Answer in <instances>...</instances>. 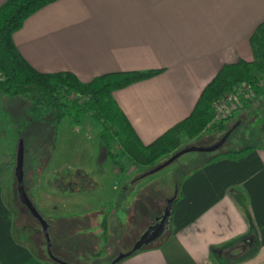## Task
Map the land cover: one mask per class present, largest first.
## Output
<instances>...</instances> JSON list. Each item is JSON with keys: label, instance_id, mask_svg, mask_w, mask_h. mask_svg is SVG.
<instances>
[{"label": "crops", "instance_id": "0c3cea01", "mask_svg": "<svg viewBox=\"0 0 264 264\" xmlns=\"http://www.w3.org/2000/svg\"><path fill=\"white\" fill-rule=\"evenodd\" d=\"M263 22L264 0H58L30 16L12 40L36 71L71 73L82 83L111 73L160 71L112 94L141 143L148 145L192 112L220 69L253 61L249 37ZM250 105L225 122L240 116L223 133L229 134L224 144ZM245 148H254L264 163V143L249 139ZM217 150L200 153L201 167L218 154L237 151ZM263 235L264 191L253 203L243 186H233L176 234L170 227L136 262L264 264Z\"/></svg>", "mask_w": 264, "mask_h": 264}, {"label": "rangeland", "instance_id": "374dc122", "mask_svg": "<svg viewBox=\"0 0 264 264\" xmlns=\"http://www.w3.org/2000/svg\"><path fill=\"white\" fill-rule=\"evenodd\" d=\"M249 103L250 110L240 128L216 153L245 148L249 139L264 143V94L259 98L251 94ZM54 117L52 111L44 108L31 114L24 99L0 93V188L10 213L12 236L42 264H56L48 256L41 225L18 197L15 166L21 144L23 188L49 225L51 256L67 264H111L128 253L163 214L177 185L201 167L203 154H184L154 172L171 157L161 159L153 167L134 168L125 158L120 159L114 148L113 159L118 162L115 165L100 146L98 134L102 128L91 115L71 111L58 125ZM239 117L226 126L236 124ZM219 122L222 120L214 121ZM203 133L183 144L179 151L209 148L224 136L217 131ZM149 246L116 264H138L137 257Z\"/></svg>", "mask_w": 264, "mask_h": 264}, {"label": "trees", "instance_id": "16d2710c", "mask_svg": "<svg viewBox=\"0 0 264 264\" xmlns=\"http://www.w3.org/2000/svg\"><path fill=\"white\" fill-rule=\"evenodd\" d=\"M56 1L6 0L0 6V93L24 99L31 114L43 108L52 111L55 125L70 116L71 111L91 115L102 128L98 140L107 157L113 159V149L117 148L119 158H125L134 168L153 167L161 159L178 153L186 142L200 138L204 131L225 133V122L232 116L214 123V108L240 84H250L255 98L264 94L263 22L249 37L253 61H239L220 69L202 90L192 112L152 143L144 145L112 99V94L149 80L160 71L111 73L82 83L71 73L43 74L36 71L13 44V34L24 22ZM260 79H263L262 86L259 85ZM117 163L113 159V164ZM238 185L249 192L253 203L255 195L264 191V163L254 148L218 154L180 183L172 206V233L176 234L194 222L220 201L227 189ZM1 193L0 188V264H42L14 240L10 213ZM261 245H264V235Z\"/></svg>", "mask_w": 264, "mask_h": 264}, {"label": "water", "instance_id": "95a60500", "mask_svg": "<svg viewBox=\"0 0 264 264\" xmlns=\"http://www.w3.org/2000/svg\"><path fill=\"white\" fill-rule=\"evenodd\" d=\"M229 134H226L217 144H215L212 147L209 148H199V147H188L186 149H183L173 155L166 163H164L162 166H160L158 169H156L154 172H157L159 170H162L172 162H174L176 159L181 157L184 154L190 153V152H201V153H211L215 150L219 149L228 138ZM15 179H16V188L17 193L20 202L25 206V208L28 210L29 214L39 222L41 225L42 233L44 236V239L47 244V253L48 256L51 258V260L56 264H67L64 263L54 257L51 256L49 247H50V238L48 235V225L46 221L39 215V213L36 211V209L33 207L32 203L28 199L24 188H23V152H22V146L19 144V148L16 155V166H15ZM176 195L167 201L166 207L163 211V214L160 215L154 222L153 225H151L140 237V239L133 245V247L130 249V251L124 255L119 256L117 259H115L111 264H116L119 261L123 260L124 258L130 256L132 253L137 252L141 250L142 248L149 246L153 242H155L157 239L162 237L168 229L171 227V215H172V206L175 201Z\"/></svg>", "mask_w": 264, "mask_h": 264}, {"label": "built area", "instance_id": "2783aa9c", "mask_svg": "<svg viewBox=\"0 0 264 264\" xmlns=\"http://www.w3.org/2000/svg\"><path fill=\"white\" fill-rule=\"evenodd\" d=\"M254 94L249 84H241L233 92L216 103L214 121H221L240 108L244 102L249 101L250 95Z\"/></svg>", "mask_w": 264, "mask_h": 264}, {"label": "flooded vegetation", "instance_id": "af4514ba", "mask_svg": "<svg viewBox=\"0 0 264 264\" xmlns=\"http://www.w3.org/2000/svg\"><path fill=\"white\" fill-rule=\"evenodd\" d=\"M27 210V209H26ZM28 211V210H27ZM29 213V212H28ZM48 225V224H47ZM48 229H49V225H48Z\"/></svg>", "mask_w": 264, "mask_h": 264}]
</instances>
